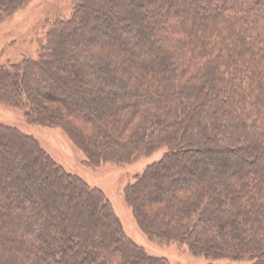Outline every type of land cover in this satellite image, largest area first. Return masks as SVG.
I'll use <instances>...</instances> for the list:
<instances>
[{
	"label": "trees",
	"instance_id": "1",
	"mask_svg": "<svg viewBox=\"0 0 264 264\" xmlns=\"http://www.w3.org/2000/svg\"><path fill=\"white\" fill-rule=\"evenodd\" d=\"M32 1L0 0V18ZM70 3L37 58L0 64V106L60 130L87 170L163 151L123 192L139 230L203 264H264V0ZM0 264L170 262L126 234L103 189L3 120Z\"/></svg>",
	"mask_w": 264,
	"mask_h": 264
},
{
	"label": "rangeland",
	"instance_id": "2",
	"mask_svg": "<svg viewBox=\"0 0 264 264\" xmlns=\"http://www.w3.org/2000/svg\"><path fill=\"white\" fill-rule=\"evenodd\" d=\"M69 3L70 0H33L11 18H0V64L19 63L25 56L37 58L39 46L46 40L48 21L68 19L71 16V3ZM200 11L202 14L206 13L205 9ZM3 120L22 127V130L34 135L56 161L81 175L91 185L103 189L121 220L126 234L148 253L165 257L170 264H203L205 262L199 258L196 260L180 250L156 246L139 230L131 209L125 203L123 192L129 180L150 164L159 161L163 151H159L135 165L107 164L92 171L81 165L83 155L74 149L60 130L32 126L26 128L21 123L19 112L15 115L11 110H4L0 106V121Z\"/></svg>",
	"mask_w": 264,
	"mask_h": 264
}]
</instances>
